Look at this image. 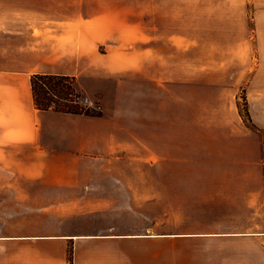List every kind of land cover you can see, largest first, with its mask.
<instances>
[{"label": "crops", "instance_id": "crops-1", "mask_svg": "<svg viewBox=\"0 0 264 264\" xmlns=\"http://www.w3.org/2000/svg\"><path fill=\"white\" fill-rule=\"evenodd\" d=\"M258 2L254 7H259L262 20ZM87 5V0H0V182L22 188L23 194L13 197L27 203L36 197L24 188L37 187L48 197L79 188L80 173L123 171L115 166L125 165L133 143L125 136L130 107L119 97L129 96L132 85L156 86L162 119L166 87L174 93L196 86V66L187 71L180 67L181 0H140L139 10L130 11L138 14L127 20L106 5H98L90 16ZM256 49V64L244 87L253 101L264 98V40H257ZM213 72L204 70L206 76ZM215 72L227 74V81L206 79V87L231 90L244 85L229 70ZM34 74L74 77L76 90L89 101L92 97L80 89L85 80L107 78L116 84L115 93L97 94L100 110L93 115L38 110L30 86ZM243 138L238 132L208 134L201 149L209 155L222 149L215 140ZM190 141L191 152L197 148L196 135ZM238 146L225 145V159H206L211 163L205 170L242 175L252 170L260 178L264 132L252 154L256 162H246ZM204 187L205 201L189 211V219L198 222L183 232L0 234V264H264L262 226L242 222L260 216L264 181L222 178L206 180Z\"/></svg>", "mask_w": 264, "mask_h": 264}, {"label": "rangeland", "instance_id": "rangeland-1", "mask_svg": "<svg viewBox=\"0 0 264 264\" xmlns=\"http://www.w3.org/2000/svg\"><path fill=\"white\" fill-rule=\"evenodd\" d=\"M258 1L264 13V0H181L180 67L187 71L196 66V81L192 82L196 86L174 93L166 87L163 119L157 114L156 86L135 84L129 88V96L119 97L130 107L125 136L133 143L125 165L115 166L123 171L80 173L79 188L57 190L48 197L37 187L24 188L36 197V202L31 203L13 197L23 194L22 188L7 187V180L0 182V234L112 230L169 235L183 232L188 225L198 222L189 219V211L191 205L205 201L206 180L230 178L263 183V166L260 178L252 170L244 171L243 175L205 170L206 164L211 163L206 159H225L228 153L221 150L230 143L244 149L246 162L257 159L252 154L257 138L264 132V98L253 101L244 87L256 64V42L264 40V19L259 20V7H254L259 5ZM87 4L90 16L98 5H106L112 13L126 14L118 17L127 20L129 15L134 19L138 14L130 11L139 10L140 0H87ZM206 68L212 69L213 74L206 76ZM217 68L231 71L234 80L243 81L244 85L231 90L206 87V79L227 81L228 75L215 72ZM114 85L107 78L85 80L80 89L92 101L83 102L86 97L77 90L79 100L75 101L81 108L92 111V115L97 114L94 106L99 105L95 96L110 97L115 93ZM234 132L244 138L215 140L222 149L209 155L201 149L203 136ZM194 135L197 148L190 152V139ZM261 203L260 216L242 221L244 226L261 225L264 230V201Z\"/></svg>", "mask_w": 264, "mask_h": 264}, {"label": "trees", "instance_id": "trees-1", "mask_svg": "<svg viewBox=\"0 0 264 264\" xmlns=\"http://www.w3.org/2000/svg\"><path fill=\"white\" fill-rule=\"evenodd\" d=\"M34 106L38 110H53L70 114L92 115L81 108L75 99V78L70 76L34 74L30 79Z\"/></svg>", "mask_w": 264, "mask_h": 264}, {"label": "built area", "instance_id": "built-area-1", "mask_svg": "<svg viewBox=\"0 0 264 264\" xmlns=\"http://www.w3.org/2000/svg\"><path fill=\"white\" fill-rule=\"evenodd\" d=\"M77 100H79V97L77 98ZM83 102L88 103L89 101H88L87 98H85V99H83ZM95 107H96V109L100 110V107L99 106H94V108Z\"/></svg>", "mask_w": 264, "mask_h": 264}]
</instances>
